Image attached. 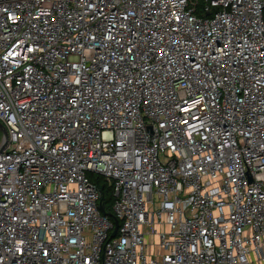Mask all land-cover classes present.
I'll use <instances>...</instances> for the list:
<instances>
[{
  "label": "built area",
  "instance_id": "built-area-1",
  "mask_svg": "<svg viewBox=\"0 0 264 264\" xmlns=\"http://www.w3.org/2000/svg\"><path fill=\"white\" fill-rule=\"evenodd\" d=\"M0 264H264V0H0Z\"/></svg>",
  "mask_w": 264,
  "mask_h": 264
},
{
  "label": "trees",
  "instance_id": "trees-1",
  "mask_svg": "<svg viewBox=\"0 0 264 264\" xmlns=\"http://www.w3.org/2000/svg\"><path fill=\"white\" fill-rule=\"evenodd\" d=\"M90 179L93 182H97L103 186L102 194H101L102 199H103V205H104L105 211L109 213V217H111V206L113 203V196H112L111 188L107 186V184L104 182V180L100 176L90 175Z\"/></svg>",
  "mask_w": 264,
  "mask_h": 264
},
{
  "label": "water",
  "instance_id": "water-1",
  "mask_svg": "<svg viewBox=\"0 0 264 264\" xmlns=\"http://www.w3.org/2000/svg\"><path fill=\"white\" fill-rule=\"evenodd\" d=\"M3 132H4V130H3ZM97 188H98V190H99L100 192L102 191V186H101L100 184H97ZM99 210H100V212H101L103 215H105V216H109V213H107V212L105 211V208H104V205H103V199H102V197H101L100 200H99ZM117 228H118V223H117L116 220H114V229H113V232H112V234H111V237H114V236L116 235Z\"/></svg>",
  "mask_w": 264,
  "mask_h": 264
}]
</instances>
